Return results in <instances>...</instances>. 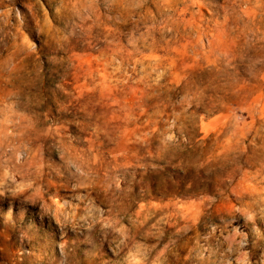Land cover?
Returning <instances> with one entry per match:
<instances>
[{
	"label": "rangeland",
	"instance_id": "obj_1",
	"mask_svg": "<svg viewBox=\"0 0 264 264\" xmlns=\"http://www.w3.org/2000/svg\"><path fill=\"white\" fill-rule=\"evenodd\" d=\"M0 264H264V0H0Z\"/></svg>",
	"mask_w": 264,
	"mask_h": 264
},
{
	"label": "trees",
	"instance_id": "obj_2",
	"mask_svg": "<svg viewBox=\"0 0 264 264\" xmlns=\"http://www.w3.org/2000/svg\"><path fill=\"white\" fill-rule=\"evenodd\" d=\"M177 174H178V176H181L182 179H184V177L180 173H177ZM173 181L174 182H177L178 187L177 188H174V189L172 188V190L167 189V191H173V192H169V193H172L174 196H177V197H180V196H189L190 195L189 193H192V192H190V190L184 192L185 191L184 190V184H182V182H181L180 179L173 178ZM166 184L169 185L170 183L169 182H166ZM183 193H186V194H183ZM200 195H202V194L200 193Z\"/></svg>",
	"mask_w": 264,
	"mask_h": 264
}]
</instances>
